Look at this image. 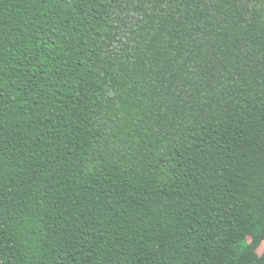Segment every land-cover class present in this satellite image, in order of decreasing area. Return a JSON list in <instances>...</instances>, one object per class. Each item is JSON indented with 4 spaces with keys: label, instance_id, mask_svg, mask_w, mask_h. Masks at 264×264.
I'll list each match as a JSON object with an SVG mask.
<instances>
[{
    "label": "trees",
    "instance_id": "obj_1",
    "mask_svg": "<svg viewBox=\"0 0 264 264\" xmlns=\"http://www.w3.org/2000/svg\"><path fill=\"white\" fill-rule=\"evenodd\" d=\"M0 264H264V0H0Z\"/></svg>",
    "mask_w": 264,
    "mask_h": 264
},
{
    "label": "rangeland",
    "instance_id": "obj_2",
    "mask_svg": "<svg viewBox=\"0 0 264 264\" xmlns=\"http://www.w3.org/2000/svg\"><path fill=\"white\" fill-rule=\"evenodd\" d=\"M260 251L262 252V248L260 249Z\"/></svg>",
    "mask_w": 264,
    "mask_h": 264
}]
</instances>
